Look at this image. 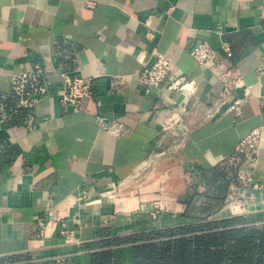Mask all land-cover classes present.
<instances>
[{
    "label": "crops",
    "instance_id": "obj_1",
    "mask_svg": "<svg viewBox=\"0 0 264 264\" xmlns=\"http://www.w3.org/2000/svg\"><path fill=\"white\" fill-rule=\"evenodd\" d=\"M199 42L218 62H194ZM156 52L171 58L169 78L197 82L198 100L145 88L139 74ZM229 69L251 91L242 114L204 119ZM65 73L94 82L77 110L60 102ZM21 77L25 95L12 107L0 98V264H133L136 245L162 238L156 231L231 218L264 227V0H0V93L17 92ZM97 113L128 133L99 129ZM257 127L251 182L241 186L220 164ZM177 129L186 130L182 148L132 187L150 153L168 143L158 133ZM161 189L176 203L152 215Z\"/></svg>",
    "mask_w": 264,
    "mask_h": 264
},
{
    "label": "built area",
    "instance_id": "obj_2",
    "mask_svg": "<svg viewBox=\"0 0 264 264\" xmlns=\"http://www.w3.org/2000/svg\"><path fill=\"white\" fill-rule=\"evenodd\" d=\"M221 48L227 52L230 50L228 43L224 41L221 44ZM190 55L194 62L199 65H205L211 59L218 62L216 50L207 42L194 44L190 48ZM171 61L169 56L156 52L154 61L149 66L145 67L139 74L140 82L147 90L165 86L164 93L166 94L171 91H187L191 94L194 101L198 100V84L194 79H188L182 75L169 78ZM41 73V66L35 65L34 73L30 76L32 77V82H39ZM218 79L221 82V90L212 98L210 107L204 108L202 117L204 119H213L221 114L230 113L234 120L242 114L243 105L251 91L243 75L236 69H229L220 73ZM28 81V77H21L18 79L16 90L19 96L23 97L25 95L24 88ZM63 82L64 85L60 94V102L66 108L73 110L79 109L82 99L93 94L94 82L91 77L72 76L65 73L63 74ZM188 106V101L182 104L181 111L183 114L187 112ZM94 120L99 129L116 137L123 136L129 131L128 127L123 122L108 119L98 113L94 116ZM261 132V128L257 127L243 136L236 145L233 153L220 164L226 176L235 179L241 186L248 185L251 182L250 168H252L256 162ZM158 136L162 140H167L168 143L165 146L161 145L157 150L151 152L148 162L137 169L135 172L136 175L149 166H154L159 159L179 151L184 145L186 130H162L158 133ZM163 174L164 176L167 175V171H164ZM160 192H162V189ZM115 193L116 191L113 190L108 191V194L113 196ZM152 202L155 209L151 212L152 215L158 213L160 209L169 208V204L176 203L174 199L168 198L165 194L160 195L159 198H156ZM184 206L185 205H183V209L185 208ZM58 219L60 223V234L64 236L66 241H71L72 231L67 229L66 223L62 218ZM257 224L260 225L259 223ZM57 261H60V258H58Z\"/></svg>",
    "mask_w": 264,
    "mask_h": 264
},
{
    "label": "trees",
    "instance_id": "obj_3",
    "mask_svg": "<svg viewBox=\"0 0 264 264\" xmlns=\"http://www.w3.org/2000/svg\"><path fill=\"white\" fill-rule=\"evenodd\" d=\"M17 94L12 89L0 98L12 107ZM238 221L205 220L153 232L162 238L136 245L133 264H264V227L238 226Z\"/></svg>",
    "mask_w": 264,
    "mask_h": 264
},
{
    "label": "rangeland",
    "instance_id": "obj_4",
    "mask_svg": "<svg viewBox=\"0 0 264 264\" xmlns=\"http://www.w3.org/2000/svg\"><path fill=\"white\" fill-rule=\"evenodd\" d=\"M158 177V176H157ZM130 181L131 182H134L135 183V185H133L132 187H135L136 185H140L141 184V181H142V177H141V173H139V174H134L132 177H131V179H130ZM129 181V182H130ZM131 184L130 183H125V185L123 186V188H124V191H129L130 189H131ZM133 189V188H132ZM158 194L159 195H162L163 194V192H158Z\"/></svg>",
    "mask_w": 264,
    "mask_h": 264
}]
</instances>
